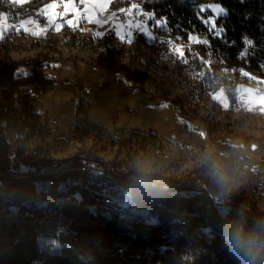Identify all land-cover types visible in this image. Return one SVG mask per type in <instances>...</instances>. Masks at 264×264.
I'll list each match as a JSON object with an SVG mask.
<instances>
[{
	"label": "trees",
	"instance_id": "16d2710c",
	"mask_svg": "<svg viewBox=\"0 0 264 264\" xmlns=\"http://www.w3.org/2000/svg\"><path fill=\"white\" fill-rule=\"evenodd\" d=\"M132 3H138L146 13L154 12L157 19L166 18L167 29L154 26L150 20L148 26L153 23L156 39L148 41L138 34L133 44L126 47L112 34L96 40L65 28L61 45L102 53L107 65L115 55L139 59L143 71L138 76L124 70L135 85H143L158 59L172 63L169 78L178 77L181 72L201 73L200 90L204 83L225 81L223 68L238 66L264 79V0H118L111 8ZM209 4L227 10L216 23L227 29L226 40L235 41L233 46L215 38L201 22L199 17L212 16L206 7ZM201 8L208 11L199 12ZM196 33L199 38L205 36L209 44L191 42L189 35ZM244 36L253 41V46L240 58L239 53L246 47L242 43ZM17 39L10 35L0 39V50L5 56L26 48ZM178 41L185 43L183 60L169 47ZM46 60V55L26 63L0 60V264H243L220 239L218 200L233 214L238 209L246 210L249 225L264 218V213L237 189L225 194L202 175H198V180L179 183L150 175L159 183L146 193L133 192L128 197L131 211L124 214L111 205L114 203L110 192H101L100 186L94 190L91 170L94 164L101 163L99 149L85 148L84 142L90 132L102 140L106 128L90 121L82 104L76 110L74 125L80 147L71 157L48 160L41 146L27 152L13 144L12 139L26 131L42 142L47 135L41 112L31 106L26 91L30 85H39L46 92L54 86V76L44 74ZM166 70L164 66L163 71ZM112 132L118 149L129 147L137 139L156 138L155 134L133 130L114 128ZM106 165L105 174L111 182L125 190L130 187L131 178L138 175L119 170L114 160ZM143 213L156 216L157 221H145L140 216ZM203 227H208L211 235L197 240L192 234ZM48 240L55 244L46 245ZM258 264H264V260Z\"/></svg>",
	"mask_w": 264,
	"mask_h": 264
},
{
	"label": "rangeland",
	"instance_id": "374dc122",
	"mask_svg": "<svg viewBox=\"0 0 264 264\" xmlns=\"http://www.w3.org/2000/svg\"><path fill=\"white\" fill-rule=\"evenodd\" d=\"M45 1L39 0L32 4V0H27L26 3L17 5L12 0H0V6L10 5L15 9L22 8L23 10L20 13L10 15L11 12L8 15L0 8V13L9 17L6 22L0 18V28H7L16 20L22 23L29 19L34 20L35 24L40 26L37 28L34 25H26L31 31L21 30L10 35L12 38L17 37V41L26 48L12 51L7 56L0 50V60L26 63L38 55H46L44 74H50L55 69L64 71L60 74L59 82H55L59 84L61 90L47 91L38 108L44 113L41 120L47 132L45 140L42 142L37 136L27 131L12 139L14 145L24 147L27 152L41 146L47 153L48 160L57 161L71 157L80 147L74 121L76 109L81 105L79 100L85 97L82 94L79 95L80 88L77 86H69L68 90L65 88V82L72 84L74 79L80 81V67H73V60H71L73 58L70 56L71 48L61 45L62 34L56 30V25H60L59 30L63 25H68L74 32L76 30L77 32L90 31L92 33L90 36L107 28L106 33H111L120 44L126 47L133 44L138 34L143 35L148 41L153 39L135 27L140 23L130 15V7H120L117 10L111 8V4L118 0H51L53 4L61 6L64 11L60 16L58 9L52 8L51 14L46 17L47 21L51 17L53 30L56 31L54 32L51 27V32L46 36H43V33L38 36L32 35V31L46 28L43 24L44 18L38 15ZM27 5H32V8ZM66 5L68 11H65ZM214 5L218 4H209L206 7L211 11ZM122 9L124 11H121ZM63 13H67L69 17L63 18ZM101 15H106L105 19ZM82 20H85V24L81 26ZM153 23L147 28L151 36L156 37ZM9 31L10 28L0 35V39L9 35ZM129 31L133 37L131 43L120 39V35ZM177 46L183 51L185 43L178 41L175 45H169L171 52L179 57L173 52V48ZM164 66H167L165 72L163 71ZM206 67H208V62H206ZM106 68L107 72L113 73L116 79L121 74L127 76L125 69L137 76L143 71L139 59H130L128 56L120 55H115L112 63ZM171 69V62L164 63L158 59V65L148 72V79L143 85L136 84L142 86L143 89L138 94L139 100L127 95L115 101L94 102L96 109L92 112V117L106 122L103 124L106 131L102 140L97 137V133L90 132L84 142L85 148L99 149L97 156L101 163L94 164L91 170V174L97 178L92 177L93 181H90V183H95L94 190L100 186L102 187L101 192L104 191L107 194L110 192V200L114 203L111 205L119 212L124 214L131 211L129 198L124 195L126 190L111 182L105 174L108 167L106 163L114 160L121 171L139 174L143 167L147 169L149 175L156 176L165 182L179 183L180 180L193 178L198 180L200 178L198 175H202L209 184L219 186L225 194L232 189L241 191L264 213V110H262L264 109V99H262L264 79L255 77L256 79L252 80L249 77L254 76L238 66L231 69L223 68L222 78L225 81L219 84L204 83L200 90L198 82L202 78L201 73L181 72L178 77L169 78L167 76ZM31 70L32 68H29V71ZM242 70L249 76L242 75ZM127 77L132 83V79ZM149 89H153L155 95L146 94ZM243 89L252 91L246 93ZM65 90L68 92L67 95H61L60 92ZM256 90H258L257 93ZM73 93L76 96H73ZM221 94L224 97L223 103L213 98ZM141 98L149 99L146 106L140 102ZM167 98L175 99L183 105L184 110L178 116L170 111ZM108 101L112 104L113 113H117L120 117L126 116L125 119L112 122L107 118ZM75 105L76 108H74ZM125 105H129L133 110L125 111L123 108ZM85 109L87 108L84 107ZM114 128L133 130L146 135L152 133L156 135V138H149V141L148 139H137L129 147L118 149L112 132ZM239 162H254L257 168L247 172H238L234 166ZM216 170L229 177L231 185L227 192L213 179L212 174ZM104 193L103 196L107 197ZM208 210L211 212L210 206ZM140 216L145 221L150 220L146 213ZM210 235L208 227L196 230L192 234L197 240L200 237L208 238ZM49 244L54 245L55 243L48 240L46 245Z\"/></svg>",
	"mask_w": 264,
	"mask_h": 264
},
{
	"label": "crops",
	"instance_id": "0c3cea01",
	"mask_svg": "<svg viewBox=\"0 0 264 264\" xmlns=\"http://www.w3.org/2000/svg\"><path fill=\"white\" fill-rule=\"evenodd\" d=\"M64 1H66V0H64ZM46 3L53 4L51 2V0L48 2H44L42 9L44 8V5ZM54 5H56V4H54ZM129 7L130 6H128V8ZM0 8H2L3 11H5L8 15L11 12L12 13L10 15H12V14L14 15V14H17V13H20L23 11L22 9H15V8L11 7L10 5L9 6L8 5H1ZM54 8L58 9V13L60 14V16H61V13L64 12L62 10L61 6L56 5V7H54ZM113 10H117V9H113ZM51 12H52V9H49L48 13L46 15L42 16L44 18V20H43L44 27H46L45 31L43 32V36H46L49 32H51L50 31L51 27H52V30L54 28L52 23H49V21H47V19H46V17L49 16L51 14ZM60 16H59V18H60ZM62 17L66 18V17H69V15L67 13H63ZM101 17L103 19H105L106 15H103V16L101 15ZM82 21H83V23L81 24V26L85 24V20H82ZM11 24H13V23H10V25ZM65 28L70 29V27H68V25H63L62 29L58 30V31H60L61 34H63V31ZM106 30H107V28H103V30L101 31V33H103V36H101V37H97L96 35H92V36L96 40H101L102 38H104V36H106V34L109 33V32L106 33L107 32ZM53 31L55 32L56 30H53ZM75 32H77V30ZM78 32H79V34H85V35L92 34V33H90V31H78ZM70 51L72 52V54L70 56H72V58H73V59H71V60H73L72 61L73 65H74L73 67H75V68L80 67L79 74H80V81L81 80L82 81L80 82L79 79H74L72 84L65 82V88L67 90H68L69 86H71V87L77 86L80 88L79 95L82 94L85 98L80 99L79 101L81 102L83 107L87 108V109H85V111L87 112V116L90 118L89 119L90 121H92L93 123L101 124V125L106 123L102 120L97 119L96 117L95 118L92 117L91 114L96 109L94 107L95 101L96 102H102V101H107V100L115 101V100H118L119 97H123V96H127V95L135 98L136 100L137 99L139 100L138 95L132 96L129 93V86L128 85L127 86H120L118 83V80L116 79L114 74L111 72H107V68H106L107 64L105 63L106 56L104 54L92 53V52H89V51H86L83 49H76V48H71ZM65 59H68V58H65ZM82 70H84V72ZM63 72H64L63 70L58 71L57 69H55L50 74H52L54 76L55 82L56 81L59 82L60 74H62ZM69 72L71 73V75H73V73L71 71H69ZM86 75H88V76H86ZM74 77L78 78V76H74ZM129 84H131V82ZM50 90L51 91H53V90L60 91L61 87L59 86V84L55 83L54 86H52V88ZM67 90H65L63 92L61 91L60 94L61 95H67V93H68ZM46 93L44 94V96L46 95ZM54 93L56 94V92H54ZM73 96H76V94L73 93ZM110 101H108L109 106L107 109V118L109 120L111 119L112 122L114 120L125 119L126 116L120 117L117 113H113L112 104L110 103ZM148 101H149L148 98H141L140 102L142 103V105L146 106ZM41 102H42V100H41ZM126 106L130 107L129 105H125L123 107L125 109V111H126ZM74 108H76V105L74 106ZM41 116H44V113H42ZM75 116H76V113H75ZM142 117H143V115L141 116V118ZM74 123H75V121H74Z\"/></svg>",
	"mask_w": 264,
	"mask_h": 264
},
{
	"label": "clouds",
	"instance_id": "9594fccd",
	"mask_svg": "<svg viewBox=\"0 0 264 264\" xmlns=\"http://www.w3.org/2000/svg\"><path fill=\"white\" fill-rule=\"evenodd\" d=\"M212 175L213 179L227 192L231 185L229 177L219 170L214 171ZM158 183L151 178L147 169L142 167L139 174L131 178L130 187L124 195L130 198L133 192L146 193L155 188ZM223 203L218 200L220 206L217 209L222 221L220 233L222 244L243 264H258L264 260V218H258L249 225L245 215L246 210L238 209L233 214L230 208L223 206Z\"/></svg>",
	"mask_w": 264,
	"mask_h": 264
},
{
	"label": "snow or ice",
	"instance_id": "6c2138e0",
	"mask_svg": "<svg viewBox=\"0 0 264 264\" xmlns=\"http://www.w3.org/2000/svg\"><path fill=\"white\" fill-rule=\"evenodd\" d=\"M13 3L17 4V5H22L24 3L27 2V0H12ZM56 7V5L54 4H47L43 9L40 10V12L38 13V15L43 16L46 15L48 13L49 9H52ZM133 9H138L139 10V6L138 5H132ZM65 11H68V7L67 5L65 6ZM121 11H124L123 9ZM199 12H205L208 11L207 8H201L198 10ZM213 15L209 18V19H204L203 17H199L201 19V22L205 24V26L207 27L208 31L210 34H212L215 38L220 39L222 42L227 43L229 47L233 46L235 44V41H227L226 40V32L227 29L224 28V26L221 25H217L216 21L218 18H220L221 16H225L227 14V10L225 8H223L222 6L219 5H214L211 9ZM139 14L143 16V21L140 24L135 25V27L143 32L145 35L149 36L150 39H156V37L151 36L150 32L148 31L146 22L151 20L154 22V26L163 28V29H167V20L164 17H161L159 19L156 18L155 13H146V12H142L139 11ZM0 18H2L5 22L9 19V17L6 14L0 13ZM49 23H53L51 17L49 19ZM26 25H34L35 27L39 28V25L35 24V21L32 19L29 20H25L20 24V28L23 29L24 31H31L30 28L26 27ZM16 25L15 24H11L8 25L7 28H0V35H3V33L5 31L8 30V28H15ZM60 28V25H56V30L58 31ZM43 31H45L44 28H40V31H32V35H41L43 33ZM97 37H101L103 36V33L101 32H97L95 34ZM118 35H120L118 33ZM120 39L121 40H126V42L131 43L133 40L132 37V33L131 31L120 35ZM177 39H182L180 37H178ZM189 40L191 42L194 43H203L208 45L209 41L207 39H201L199 37L193 36V35H189ZM167 43H172L171 41H166ZM242 43H244L246 45V47L239 53V57L240 58H244L248 53H249V48L253 46V41L248 38L247 36L242 37ZM173 52L177 53L179 55V57L181 58V60L184 59V52L182 51L181 47L177 46L175 48H173ZM202 59V58H201ZM185 63L187 62L186 60L184 61ZM242 75L244 76H249V74L247 72H243L242 70ZM252 80H255V77H249ZM244 92L246 93H251V89H243ZM216 100H219L223 103L224 101V97L223 95H217L213 97ZM262 99H264V97H262ZM167 106V105H165ZM225 107H227V105L225 104ZM264 110V109H262Z\"/></svg>",
	"mask_w": 264,
	"mask_h": 264
},
{
	"label": "built area",
	"instance_id": "2783aa9c",
	"mask_svg": "<svg viewBox=\"0 0 264 264\" xmlns=\"http://www.w3.org/2000/svg\"><path fill=\"white\" fill-rule=\"evenodd\" d=\"M134 4L139 6V10L132 8V5H134ZM129 6H130V15L133 16L134 18H136L139 23H141L143 21V16L139 14V11H142V12H144V11L140 9V5L138 3H132ZM36 11H38V9ZM30 12H32V11H30ZM28 13H29V11H28ZM148 22L149 21L146 22L147 26H148ZM13 24H15L16 27L15 28H10V31L8 33L9 35H13L14 33H17V32L22 30L20 28V24H21L20 22L13 23ZM194 36L198 37V33H196V35H194ZM200 38L201 39H207L205 36H200ZM117 80H118V83H119L120 86H127V85L129 86V93L132 96H137L139 94L140 90H143L142 86L135 85V84H132V83L129 84L130 82H129L127 76L124 75V74H121L117 78ZM260 87H262V86H260ZM26 91H27V93L30 96L31 106L34 107L35 110H38L39 106L41 105V100H42L44 94L46 93V90L43 87L39 86V85H30V86L27 87ZM257 92H258V90H256V93ZM146 94L155 95V91L153 89H149V90L146 91ZM167 99H168V102H169L168 106H169L170 111L175 116H178L184 110L183 105L179 101H177L175 99H171V98H167ZM126 110L131 112L132 108L126 106ZM234 168L238 172H247V171L255 170L257 168V165L254 162H250V163L239 162V163H237L234 166ZM148 216H149V219H150L149 221H153V222L157 221L156 216L150 215V214H148Z\"/></svg>",
	"mask_w": 264,
	"mask_h": 264
}]
</instances>
